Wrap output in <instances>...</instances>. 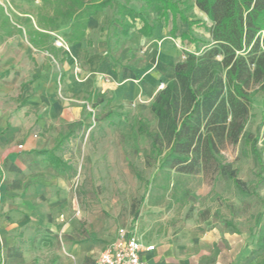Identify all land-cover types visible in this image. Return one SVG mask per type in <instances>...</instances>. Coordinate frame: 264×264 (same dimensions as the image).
<instances>
[{"label":"rangeland","instance_id":"1","mask_svg":"<svg viewBox=\"0 0 264 264\" xmlns=\"http://www.w3.org/2000/svg\"><path fill=\"white\" fill-rule=\"evenodd\" d=\"M183 1L191 7L184 13L188 22L196 21L197 24L192 23L189 28L178 19L174 23L176 29L173 33L177 39L169 41L171 49L176 52L173 65L177 60H182L185 53L200 55L210 45L208 29L211 22L193 5V0H180ZM0 5L9 15L21 18L35 15L41 6L38 0H0ZM128 6L137 11L141 3L130 0ZM179 8L182 10L184 5ZM101 14V24L84 39L87 49L79 51L76 58L70 57L68 65L67 55L64 54H68L70 47L66 43L69 23H58V30L51 34L50 42L61 50L57 61L50 55L32 52L24 35H15V42L4 49L0 47V69L10 68L2 75L11 76L4 86L7 90L10 87L8 94L11 100H16L18 110H25L26 100L34 95L33 91L24 92L31 84L30 75L35 71L34 68L38 70V76L44 75L47 70L51 78L55 76L56 83L49 95H53L55 103L65 112L63 122L54 128L58 139L66 132V122L81 124L70 132L69 139L61 147L63 154L70 155L71 159L67 162L74 169L69 178L76 209L93 217L97 227L108 231H118L120 228L134 231L144 240L153 242L159 250L191 251L195 257L200 250H206L200 244V237L208 229L216 228L221 238L232 234L225 225L227 222L248 244L256 237L254 216L262 211L264 205V189L257 190V194L250 193L247 197L237 192V188L247 189L248 192L254 188V185L242 187L254 172L250 156L244 155L245 150L248 152V146L241 142L236 146H226L222 151L224 160L238 171L235 180H223L201 173L194 176L160 174L157 166L146 167L148 142L135 133L133 124L138 117H142L148 121L150 129L155 127V120L146 105L150 98L144 99L141 89L146 76L154 71L159 74L156 89L166 84L164 75L169 66L165 61L167 53L159 48L150 49L148 44L141 42L134 44L131 35L119 44L115 43L111 35L112 10L105 9ZM149 22L162 30H169L172 26L170 19L165 22L153 15L149 17ZM182 32L187 33L195 43L181 41L179 37ZM6 40L0 33V44ZM103 41H109L111 45V49L108 51L107 48L105 52L107 59L103 58L97 73L89 74L87 60L90 54L100 53L99 46ZM90 86L96 90H99L96 86H100L103 90L100 91L104 93L103 103L95 110L85 101V89ZM8 94L2 93L1 98L7 100ZM112 95L110 107H122L114 108L112 112L121 114L122 120L111 118L115 122L111 127L108 126V120L96 122L89 114L93 112L104 116L108 112V108L104 107L105 101ZM42 103L45 102L39 96L38 105ZM40 117L31 116L27 110L23 120L32 123ZM263 128L264 95L257 93L252 99L246 131L257 138L260 144ZM34 132L37 130L33 126ZM37 135L40 136L38 132ZM204 216L209 217L206 222L202 221ZM222 244L221 247H225V240H222ZM54 248L55 242L42 240L33 249L37 256H32L23 264H37L40 260L38 255L51 256Z\"/></svg>","mask_w":264,"mask_h":264},{"label":"trees","instance_id":"2","mask_svg":"<svg viewBox=\"0 0 264 264\" xmlns=\"http://www.w3.org/2000/svg\"><path fill=\"white\" fill-rule=\"evenodd\" d=\"M34 1V0H31ZM41 4L35 15L21 18L9 15L0 5V32L4 36L24 35L38 53L51 55L57 61L61 50L50 42L51 34L58 30V23H69L66 43L78 44L83 38L90 17L112 10L111 35L115 43L129 37L136 20L142 23L138 30L145 37L151 35L158 20L171 21L170 35L175 36V22L190 28L196 21L188 22L185 11L191 7L180 0H137L139 10L130 8V0H38ZM180 5H184L181 10ZM193 5L211 22L208 29L210 45L200 55L185 53L173 65V76L159 90L149 112L155 120L150 129L148 121L138 117L133 124L135 133L148 142L146 167L157 166L160 174L175 173L194 176L211 174L223 180H235L238 174L222 156L226 146L241 143L248 146L254 172L242 184L253 191L237 188L238 194L247 197L264 189V128L259 139L246 131L252 99L257 93L264 95V0H193ZM16 21V23L14 22ZM181 41L195 43L187 34ZM111 45L108 41V51ZM86 104L95 110L103 103L104 95L97 90L84 93ZM112 97L105 101L108 112L104 116L91 112L94 121L108 120V126L122 120L121 114L112 112ZM85 107V105H83ZM115 109H119L116 107ZM81 126L80 122L68 124L56 147L69 139L70 132ZM58 171L70 177L73 166L52 151L35 152ZM209 217L204 216L203 222ZM230 232L238 234L227 222ZM256 249L253 255L264 253V205L254 216ZM10 251H15L12 248Z\"/></svg>","mask_w":264,"mask_h":264},{"label":"crops","instance_id":"3","mask_svg":"<svg viewBox=\"0 0 264 264\" xmlns=\"http://www.w3.org/2000/svg\"><path fill=\"white\" fill-rule=\"evenodd\" d=\"M100 16L102 14L98 13L90 17L84 38L68 48V54H64L67 55V65L72 57H77L79 51L87 49L84 39L101 24ZM141 26L142 23L136 20L130 30L132 43L141 42L148 44L150 49L159 48L165 51L167 55L164 60L169 66L164 78L170 80L173 76L176 52L171 49L169 41L176 40L177 37L170 35L171 28L162 30L158 26H154L151 35L145 37L138 32ZM14 36L3 35L7 40L3 41L0 47L4 49L8 44L15 42ZM26 43L32 52H36L27 41ZM99 47L100 53L90 54L87 60L89 74L97 73L103 58L107 59L105 52L108 41H103ZM32 57L37 59L35 55ZM8 69L10 68L0 69V264L28 262L35 255L34 247L44 239L55 242L56 248L52 250L51 256L38 255L40 260L37 264H92L101 251L115 240L117 231L97 227L93 217L76 209L70 190V176L52 167L44 156L35 155V152L54 150V155L64 161L71 159L70 155L61 152L62 145L56 147L59 135L55 133L54 128L63 122L65 112L55 103L53 95H49L56 84L55 76L51 78V75L46 73L47 70L44 75L38 76V70L34 68L35 71L30 75L31 84L24 90L33 91L34 95L26 100L25 110L20 111L16 100L10 99V87L7 90L4 86L11 76H3L2 73H6ZM145 79L141 95L144 99L150 98L146 103L149 106L155 94L164 85L161 84L162 87L159 85L156 89V84L159 83V74L156 71L148 74ZM96 87H99L97 91L104 95L100 86ZM94 88L90 86L85 91L96 90ZM2 93L9 95L7 100L1 98ZM39 96L45 102L42 105H38ZM110 97L113 102V95ZM111 107L122 108L120 105ZM27 110L31 116L41 115L40 119L35 118L32 123L23 120ZM33 126L40 136L37 132L32 133ZM222 240H225V247H221ZM146 242L155 247L154 252L148 256L151 264H264V253L258 256L252 254L256 249V237L247 244L242 235L239 237L232 233L221 238L216 228L208 229L200 237V244L206 250H200L195 257L191 251L169 248L159 250L153 242ZM12 248H15V251H10Z\"/></svg>","mask_w":264,"mask_h":264},{"label":"built area","instance_id":"4","mask_svg":"<svg viewBox=\"0 0 264 264\" xmlns=\"http://www.w3.org/2000/svg\"><path fill=\"white\" fill-rule=\"evenodd\" d=\"M21 148V147H19ZM155 247L136 232L120 228L92 264H151L149 255Z\"/></svg>","mask_w":264,"mask_h":264},{"label":"bare ground","instance_id":"5","mask_svg":"<svg viewBox=\"0 0 264 264\" xmlns=\"http://www.w3.org/2000/svg\"><path fill=\"white\" fill-rule=\"evenodd\" d=\"M161 87H162V86H161ZM161 87H160V88H161Z\"/></svg>","mask_w":264,"mask_h":264}]
</instances>
